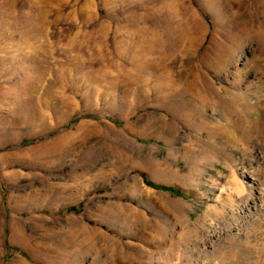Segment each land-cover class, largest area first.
Listing matches in <instances>:
<instances>
[{"label":"rangeland","instance_id":"obj_1","mask_svg":"<svg viewBox=\"0 0 264 264\" xmlns=\"http://www.w3.org/2000/svg\"><path fill=\"white\" fill-rule=\"evenodd\" d=\"M262 14L264 0H0V264H264L249 189ZM189 23L196 45L180 43ZM175 76L179 99L159 86ZM240 105L263 124L246 153L224 121ZM228 163L248 168L243 199L226 195Z\"/></svg>","mask_w":264,"mask_h":264},{"label":"bare ground","instance_id":"obj_2","mask_svg":"<svg viewBox=\"0 0 264 264\" xmlns=\"http://www.w3.org/2000/svg\"><path fill=\"white\" fill-rule=\"evenodd\" d=\"M173 7V6H172ZM263 15V14H262ZM264 16V15H263ZM255 22V21H254ZM254 24V23H253ZM255 25V24H254ZM181 26V25H180ZM185 27V26H184ZM174 29H175V27H174ZM247 30V29H246ZM194 30L192 29V27H191V24L189 23V25H188V27H185L184 28V31L183 32H181V34H180V37H179V39H180V43L182 44V43H184V42H186V43H188L189 45H196V44H198V42L200 41V38H201V36H197V34L198 33H195V32H193ZM253 31V32H252ZM246 32V31H245ZM248 32V31H247ZM246 32V33H247ZM250 32V34H251V37L252 38H255V39H259L262 43V51H263V55H264V22L262 21L261 23H258V22H256V27L254 28V29H252V30H250L249 31ZM243 36V35H242ZM245 39V38H244ZM251 40V39H250ZM243 41V40H242ZM251 42V41H250ZM179 43V44H180ZM242 43H244V42H242ZM251 44V43H250ZM241 45V44H240ZM259 45H260V43H259ZM183 46H187V45H183ZM235 46V45H234ZM242 46V45H241ZM258 46V45H257ZM260 47V46H259ZM190 48V47H189ZM256 48V47H255ZM236 49V48H235ZM232 51V50H231ZM238 51V50H237ZM240 51V50H239ZM224 52V51H223ZM235 52V51H234ZM233 52V53H234ZM258 54V53H257ZM256 55V54H255ZM192 56V55H191ZM228 56H230V55H228ZM261 56V55H260ZM235 57V56H234ZM264 57V56H263ZM228 58H230V57H228ZM258 58V57H257ZM220 59V58H219ZM223 59H225V58H223ZM226 60V59H225ZM230 61V60H229ZM256 61V60H255ZM225 62V61H224ZM233 62V61H232ZM248 62V61H247ZM258 62V61H257ZM223 63V62H222ZM248 64V63H247ZM223 65V64H222ZM249 69V68H248ZM254 69L256 70V71H258L259 72V74H260V76H262V82L264 83V60H263V62H261V63H259L258 65H255L254 66ZM247 70V68L245 69V71ZM166 72V71H165ZM252 72V71H251ZM250 72V73H251ZM167 73V72H166ZM243 73V72H242ZM256 73V72H255ZM173 75V74H172ZM178 75V74H177ZM246 75H248V74H246ZM258 76V75H257ZM176 77V76H175ZM185 77V76H184ZM246 77V76H245ZM195 78V77H194ZM242 78V77H241ZM188 79H189V76H188ZM160 82V81H159ZM240 82V81H239ZM197 83V82H196ZM236 83H238V82H236ZM260 83V82H259ZM156 84V83H155ZM184 84V82H183V80H182V78H180V77H176V79H171V80H169V77H167V78H163V80L161 81V83H160V88H161V90L163 89V90H167L169 87L170 88H172V90L174 91L173 92V94H174V96L173 97H175V98H177V99H179V97H180V95H181V93H180V87L182 86ZM238 85H239V83H238ZM237 85V86H238ZM156 87V86H155ZM236 88V87H235ZM260 88V87H259ZM158 90V89H157ZM236 90L240 93L241 91H240V89H238V88H236ZM233 92V91H232ZM237 92V93H238ZM243 92V91H242ZM156 93H158V92H156ZM236 93V92H235ZM169 94V93H168ZM229 94V93H228ZM241 94H243V93H241ZM167 95V94H166ZM201 95H204L203 93L201 94ZM227 95V94H226ZM236 95V94H235ZM234 95V97H233V99H236L237 100V98H235V97H237V95L235 96ZM228 96V95H227ZM243 96H244V94H243ZM169 97V96H168ZM172 97V96H171ZM197 97V96H196ZM231 98H232V95L230 96ZM242 97V96H241ZM240 97V98H241ZM167 98V97H166ZM209 98V97H208ZM239 98V97H238ZM219 99V98H218ZM228 99H230L229 97H228ZM215 100V99H214ZM243 100V98L241 99V100H239L238 102L240 103V101H241V103H244V101H242ZM235 101V100H234ZM211 103V102H210ZM182 105V104H181ZM185 105H187V103L185 104ZM194 105V104H193ZM220 105V104H219ZM235 105V104H234ZM243 105V104H242ZM242 105H240V107L238 106L237 108H231L230 110L228 109L227 111H225L224 112V115H225V117H226V120H224L225 121V123H226V127L227 128H229V129H232V130H234V131H242V135H243V137L241 138V146H242V153H246V151H247V145H248V142H249V139H250V135L251 134H253V133H255L256 135H258V134H260V131H261V129H262V125L263 124H257V123H250V124H248L247 123V119H246V112H250L251 113V111H255V110H257V107H246L245 109H247V110H243V108H241V106ZM247 105H249V104H247ZM202 106V105H201ZM236 106V105H235ZM245 106H246V104H245ZM187 107V106H186ZM197 108V107H196ZM221 108V107H220ZM202 110H203V108H202ZM216 110V109H215ZM220 110V109H219ZM183 111V110H182ZM185 112V111H184ZM183 112V113H184ZM193 112H194V110H193ZM185 113H187V112H185ZM184 113V114H185ZM189 113V112H188ZM187 113V114H188ZM213 113H214V111H213ZM201 114V112L199 113V115ZM220 114V113H219ZM183 115V114H182ZM191 115V114H190ZM192 115H193V113H192ZM180 116V115H179ZM222 116V115H221ZM187 117V116H186ZM179 118V117H178ZM200 118V117H199ZM203 118V117H202ZM180 121V120H179ZM184 121H186V120H184ZM190 123V122H189ZM183 124V123H182ZM219 124V123H218ZM248 124V125H247ZM222 125V124H221ZM221 125H219V126H221ZM250 125V126H249ZM187 128V127H186ZM215 128H217V127H215ZM264 128V127H263ZM193 129V128H192ZM213 129V128H212ZM201 131H203V130H201ZM214 131V130H213ZM213 131H206L207 132V134H208V136H211L212 134H213ZM219 131H220V133H224V132H226V130H222V128H219L218 127V129H216V133L217 134H219ZM190 132H192V131H190ZM206 132H204V133H206ZM262 132V131H261ZM228 133V132H227ZM226 133V134H227ZM202 135V134H201ZM254 135V134H253ZM228 136V135H227ZM202 137V136H201ZM263 138V137H262ZM202 139V138H201ZM227 139V138H226ZM240 139V138H239ZM264 139V138H263ZM262 139V140H263ZM209 140V139H208ZM211 140V139H210ZM261 139H259V141H260ZM264 143V140L262 141V144ZM202 144V143H201ZM264 145V144H263ZM205 146V145H204ZM197 147V146H196ZM191 148V147H190ZM198 149V148H197ZM195 150V149H194ZM206 150V149H205ZM212 151V150H211ZM197 152V151H196ZM213 152V151H212ZM248 152V151H247ZM201 153V152H200ZM191 154V153H190ZM194 155V154H193ZM193 155H191V156H193ZM243 155V154H242ZM196 157V156H195ZM212 158V157H211ZM192 159V158H191ZM227 159V158H226ZM230 159V158H229ZM202 160H203V158H202ZM192 161V160H191ZM227 162H230V161H227ZM189 163H192V162H190L189 161ZM233 164V163H232ZM228 165L230 166V168H229V171H230V174H231V185H232V187H231V189H229V192L226 194V195H228L229 197H232L233 196V194H236V195H238V196H240V198L241 199H243L245 196H248V194L247 193H249L250 192V190H248V189H246V187H247V185L244 183V179L246 178L245 177V174H246V172H244V170H248V168H245V167H243V170H242V173L241 174H236V171H235V169H234V166H235V164L234 165H230L229 163H228ZM248 172V171H247ZM257 173V174H256ZM252 175L253 176H255V175H257L258 176V179L257 180H255V181H251V183H250V187H249V189H254V190H256V196L254 195V197H252V201H253V204H254V206H257V205H262V204H264V186H263V182L261 181V177H264V166L263 165H261V166H259V167H257V169H253V173H252ZM246 179H249V178H246ZM90 182V181H89ZM88 183V182H87ZM230 183V182H229ZM89 185V184H88ZM87 186V185H86ZM88 187V186H87ZM77 189V188H76ZM249 191V192H248ZM65 193V192H64ZM254 194V193H253ZM64 196V195H63ZM252 196V195H251ZM260 208H262V206H260ZM258 211H260V209H257ZM262 210V212H264V210L263 209H261ZM263 217H264V215L262 216V219L261 220H263ZM261 222V221H260ZM260 225V224H259ZM200 228V227H199ZM253 228H254V226H253ZM257 229V228H256ZM256 229H254V230H256ZM253 230V229H252ZM201 233V232H200ZM200 235H202V234H200ZM166 239V238H165ZM197 240V239H196ZM263 246V245H262ZM262 246H260V247H262ZM250 256H251V258H249V261H251V262H253V263H255V264H259V260H260V257L259 256H257V255H255L254 253H252V254H250Z\"/></svg>","mask_w":264,"mask_h":264},{"label":"trees","instance_id":"obj_3","mask_svg":"<svg viewBox=\"0 0 264 264\" xmlns=\"http://www.w3.org/2000/svg\"><path fill=\"white\" fill-rule=\"evenodd\" d=\"M147 184H148L149 186L153 187V188H157V189H163V187H159V186H153V185H151V184H150V183H148V182H147Z\"/></svg>","mask_w":264,"mask_h":264}]
</instances>
